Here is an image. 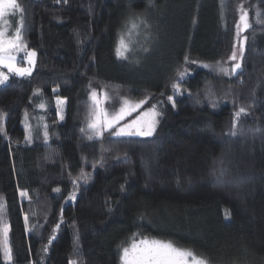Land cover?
Instances as JSON below:
<instances>
[{"label":"trees","instance_id":"trees-1","mask_svg":"<svg viewBox=\"0 0 264 264\" xmlns=\"http://www.w3.org/2000/svg\"><path fill=\"white\" fill-rule=\"evenodd\" d=\"M19 2L24 12L1 22L11 34L23 19L36 64L23 78L1 69L0 227L11 264H120L122 248L140 239L209 264H264V0ZM240 5L251 25L242 69L224 78L214 69L230 54ZM135 15L149 25L146 40L119 59V34ZM104 84L156 106L152 136L84 135L89 95Z\"/></svg>","mask_w":264,"mask_h":264},{"label":"snow or ice","instance_id":"snow-or-ice-1","mask_svg":"<svg viewBox=\"0 0 264 264\" xmlns=\"http://www.w3.org/2000/svg\"><path fill=\"white\" fill-rule=\"evenodd\" d=\"M57 3H60L61 0H56ZM64 3H67V0H63ZM240 17L237 23V36L240 35L241 32L247 31L251 25L249 23V13L246 9H244L243 5H240L239 9ZM10 12H19L23 13L24 8L20 4L19 0H0V19H4L6 14ZM257 22L260 21L261 13L257 11ZM9 22L5 20V24ZM24 21L21 18L20 20V27H16L15 32L11 35L8 34L3 27H0V68L7 69L8 73L14 74L18 77H29L32 75L33 67L36 64V52L34 50H29L27 45L23 41L22 37V28H23ZM140 24H143L145 28H148L149 25L146 21L141 20ZM137 23H131V29H136L140 26ZM246 39V38H245ZM131 51L130 44L126 41L125 36L121 35L118 38L117 45L115 48L116 56L119 59H128L126 53ZM144 51H148L147 48ZM20 53H24V65L20 66L17 62V56ZM245 54V43L244 41H240L239 47L233 46L232 55L229 57L233 64L231 68H225L221 62H217V67L219 71L226 75H236L242 69V60ZM189 61V57L185 56V62ZM195 63V61H192ZM205 67H209V65H204ZM187 72L185 68L183 72H178V76L181 80L184 79V75ZM8 75L5 74L3 71H0V85H3L8 80ZM173 89L179 93L180 89L178 84H173ZM55 92L56 89H53ZM36 93H39V89L36 90ZM211 93V87L207 90V94ZM163 95V93H162ZM105 98H107V94H105ZM91 99L93 101V110L90 112V119L87 125L88 130L93 132L96 137L102 136L103 131H107L109 129L114 128L120 120H123L125 115H129L130 112L125 111L124 108H121L120 112L115 114L114 116L109 117V115L104 112L100 108L101 101L98 98L97 92L95 89L91 92ZM168 100L173 102V107H175V103L173 101V96H168ZM64 100L60 97H57V104L58 107L64 104ZM144 101H140L136 104L131 110H135L138 108L140 104H143ZM125 104H128L125 101ZM44 105L41 104L40 107ZM60 115L59 111L57 113ZM161 113L156 111V106L153 105V108L150 110L151 120L147 123L146 126L141 125L138 120L132 121L130 124L125 125L123 128H120L118 131L113 132V135H138V136H152L153 132L155 131L156 124L158 117ZM242 114H247V110L245 107L241 106L238 111L234 113V118L232 121V130L231 135L236 136L239 132V125L238 121ZM145 115H149V113H145ZM3 119V116L0 115V120ZM60 119H63V116L60 115ZM135 129L133 133L132 129ZM82 132L85 129H81ZM48 138V133L45 131V140ZM89 139H92L93 136L89 135ZM25 140L31 142V136L26 134ZM221 164L223 161L220 162ZM225 175V169L221 168L218 172L217 178ZM78 179H83L87 182V174L81 173ZM77 181L73 180V184L76 185ZM54 191H60L59 188L54 189ZM20 196L25 199H29V194L26 190L20 192ZM76 193L73 192L70 194L69 199H75ZM4 210V205L0 204V211ZM25 230L30 231L31 229L28 227L29 225V217L25 215ZM60 225H57L59 228ZM8 233L9 228L8 226L2 225L0 227V252L3 253L7 264H11L13 255L12 249L8 241ZM54 239V238H53ZM51 243V240L49 241ZM47 247L43 249V251L47 252ZM191 258V259H189ZM121 262L122 264H209L207 258L202 256H197L193 250L191 249H182L175 246L170 241H162V240H140L139 242H133L130 247H123L122 248V255H121ZM69 264H77L76 260H70Z\"/></svg>","mask_w":264,"mask_h":264},{"label":"rangeland","instance_id":"rangeland-1","mask_svg":"<svg viewBox=\"0 0 264 264\" xmlns=\"http://www.w3.org/2000/svg\"><path fill=\"white\" fill-rule=\"evenodd\" d=\"M138 17H140V16L138 15ZM138 17H137V15H135L131 18L129 17L126 20L125 24L123 25L122 30L119 34V37L121 35H124L126 41L130 44V47H131L130 52L136 51L137 53L141 51V48H142L141 45H143L145 40H146L145 34L143 33L144 25L140 24V21L142 19H138ZM239 17H240V11L238 10L237 16H236V24H235V31H234V36H233V40H232L231 51H230L229 56L221 61V64L225 68H229V69L231 68V65L233 64V61H231L229 59V57L232 55V52H233V46L236 45L237 49H238L240 41H244V43H245V37L243 36V32H241L240 35L237 36V31H238L237 23L239 21ZM131 23H137V24H140V26L136 29H131ZM4 26H6L5 23L1 22V19H0V27L4 28ZM4 29L6 31H8V28H4ZM144 29H145V27H144ZM14 32H15V30L11 34H13ZM146 32H147V30H146ZM11 34H9V35H11ZM29 50H34V49H29ZM17 62L20 66H25L24 65V53L18 54ZM1 69H4L7 74H11V73L7 72V69L0 68V71H2ZM214 72H216V74L218 76H221L224 78L234 76V75H226V74L222 73L221 71H219V68L217 66H216V69H214ZM95 90L97 92L98 98L101 101L100 108L104 112H106L109 115V117L114 116L115 114L119 113L121 108H124L125 111L130 112V114L125 115L124 119L120 120L119 123L114 128L109 129L107 131H103L102 135L105 133H108L111 136H118V135H113L112 133L115 131H118L120 128H123L125 125L130 124L134 120H138L140 122V124L144 125V126H146L147 123L151 120L150 110L153 107L146 106L145 101L143 104H140V106L138 108H135V110L133 111L131 109L136 104H138L140 101H135V100L130 99L126 95V93L124 91H122L121 89H119L115 86L104 84V85L98 86L97 88H95ZM91 92H92V90H91ZM105 94H107V98H105ZM125 101H127L128 104H125ZM64 104H65V102H64ZM64 104L62 106L58 107L57 100H56V107L58 108L59 111H61V109L64 107ZM40 105H41V103L39 104L38 107L43 109L44 106L40 107ZM92 110H93V101L91 99V93H90L89 100H88L87 118H86V122H85V125L83 128V129H85V131L83 133L87 137H89V135L96 137L95 134L93 132H91L90 130H88V128H87V125H88V122L90 119V112ZM145 113H149V115H145ZM156 119H157V117H156ZM41 122H42V120H41ZM132 131L134 133L135 129L133 128ZM119 136H138V135L132 134V135H119ZM140 137H145V136H140ZM140 240H144V239H140ZM140 240H137L135 242H139ZM147 240H149V239H147ZM149 241H151V240H149ZM121 255H122V253H121ZM189 259H191V258H189ZM120 264H122L121 258H120Z\"/></svg>","mask_w":264,"mask_h":264}]
</instances>
